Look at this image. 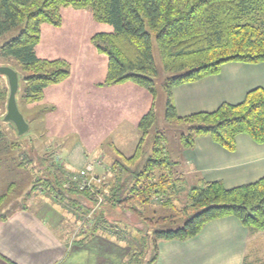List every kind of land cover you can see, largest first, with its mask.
<instances>
[{"label": "trees", "instance_id": "1", "mask_svg": "<svg viewBox=\"0 0 264 264\" xmlns=\"http://www.w3.org/2000/svg\"><path fill=\"white\" fill-rule=\"evenodd\" d=\"M66 10H87L99 24L89 43L102 58L101 87L129 83L144 89L154 100L157 71L152 40L155 41L169 74L165 80L166 119L185 127L180 149L192 148L198 136H209L230 152L235 150L239 134L248 135L256 143L264 141V88L250 90L240 103H224L213 112L185 117L176 115L171 102L174 86L217 74L225 63L264 62V0H0V37L11 35L0 45V56L11 59L26 72V103L40 102L46 88L60 85L70 76L65 59L49 58L40 50L46 33L63 32ZM154 122L151 107L138 123L141 137L133 155L115 161L111 166L114 181L104 183L94 193L79 190L70 181L68 168L53 160V152L39 158L43 177L35 180L34 188L42 185L40 192L60 209L72 207L73 217L82 222L78 242L101 233L129 244L125 264H155L160 241H186L216 219L233 216L249 234L264 231V176L230 189L221 182L200 179L186 190L185 202L177 207L175 202L185 181L177 173V162L170 160L162 135L153 137L151 153L142 159L143 142ZM2 135L0 131V139ZM28 159L26 155L20 159L19 167L32 162ZM121 171L126 172V177ZM98 195L114 213H128L139 224L172 225L153 229L137 242L136 232L142 230L109 217L106 211L86 218ZM5 196L0 197V203ZM154 201L163 210L177 209L172 215L156 219L144 216L143 210ZM133 229L135 234L130 231Z\"/></svg>", "mask_w": 264, "mask_h": 264}, {"label": "rangeland", "instance_id": "2", "mask_svg": "<svg viewBox=\"0 0 264 264\" xmlns=\"http://www.w3.org/2000/svg\"><path fill=\"white\" fill-rule=\"evenodd\" d=\"M63 16V32L45 35L40 50L49 58L65 59L70 65V76L60 84L62 87L57 85L47 88L40 102L26 103L23 81L26 72L11 59L0 56V66L12 67L18 74L16 103L28 124V130L19 134L14 124L6 119L9 87L6 77L0 74V131L3 134L0 139V197L6 195L0 203V217L22 208L34 210L42 215L45 212L43 209L54 208L55 213L62 215L58 226L62 235L69 233L77 239L83 228L82 222L77 221L70 212L72 207L60 209L53 200L40 192L42 185H36L34 188L35 180L43 177L39 171L43 169L39 158L47 152H53V160L61 164L64 155L66 157L72 149L81 148V155H85L87 159L82 166L89 161L100 162L101 167H96V172L105 175L104 183L112 184V164L120 161L122 156L129 158L133 155L141 137L138 123L151 107L155 113V122L143 142V160L151 153L153 137L162 135L170 160L178 161L180 138L185 133V127L166 119L165 80L169 74L162 65L154 40L152 55L157 71L154 78V100L147 92L144 97L136 89L128 87L105 86L103 89L99 87L103 79L102 59L94 52L90 43L87 44L91 36L98 32L99 24L87 10H66L63 11ZM9 38L10 33L0 37V45ZM69 80L71 83H67ZM25 155L32 162L20 168L18 163ZM140 162L139 166L144 161ZM78 168L68 167V177L71 178ZM121 174L123 178L127 175L122 171ZM186 180L188 181V178ZM187 181L185 190L183 189L175 202L177 207H181L185 202L186 190L191 186ZM104 203L103 199L98 209L91 214V218L103 210L109 217L125 222L134 229H141L142 231L136 232L137 242H140L143 236L148 237L153 229H164L172 225L171 222H153L151 227L139 224L134 216L122 212L116 214ZM175 209L177 208L172 207L163 210L161 205L154 201L145 207L142 213L156 219L174 214ZM119 227L125 230L124 226ZM134 229L130 230L133 234ZM126 247L129 254V244L126 243ZM246 263L264 264V231L249 234Z\"/></svg>", "mask_w": 264, "mask_h": 264}, {"label": "crops", "instance_id": "3", "mask_svg": "<svg viewBox=\"0 0 264 264\" xmlns=\"http://www.w3.org/2000/svg\"><path fill=\"white\" fill-rule=\"evenodd\" d=\"M101 71L104 79L103 66ZM111 87H128L136 89L144 97L147 95L144 89L129 83ZM255 88H264V62H230L223 64L217 74L174 86L171 102L176 115L185 117L213 112L224 103H240ZM235 144V150L230 152L209 136L196 137L192 148L179 149V159L176 160L178 173L184 181L188 178L190 185L203 179L221 182L228 189L263 177L264 141L256 143L248 135L239 134ZM81 153V148L72 149L66 157L64 155L61 164L67 168L81 167L87 161ZM43 211L42 215L22 208L0 217V264L126 263V244L101 233L78 242L81 234L77 239L69 233L62 235L58 227L62 219L59 212L55 213L54 208ZM3 217L7 219L2 220ZM248 238V231L235 217L216 219L208 222L197 236L186 241H160L155 264H247Z\"/></svg>", "mask_w": 264, "mask_h": 264}, {"label": "built area", "instance_id": "4", "mask_svg": "<svg viewBox=\"0 0 264 264\" xmlns=\"http://www.w3.org/2000/svg\"><path fill=\"white\" fill-rule=\"evenodd\" d=\"M96 167H101L100 162H87L84 166L78 168L70 178V181L75 183L79 190L94 193L96 188L101 187L105 182V175L96 172ZM102 201L103 198L98 195L97 202H95L93 209L91 210V213L87 215V218H91V214L98 209Z\"/></svg>", "mask_w": 264, "mask_h": 264}, {"label": "water", "instance_id": "5", "mask_svg": "<svg viewBox=\"0 0 264 264\" xmlns=\"http://www.w3.org/2000/svg\"><path fill=\"white\" fill-rule=\"evenodd\" d=\"M0 74H3L6 77L9 87V96L6 105V119L14 124L19 134H23L28 130V124L19 111L16 103L18 74L7 66H0Z\"/></svg>", "mask_w": 264, "mask_h": 264}]
</instances>
